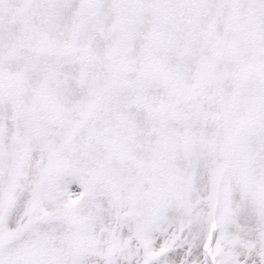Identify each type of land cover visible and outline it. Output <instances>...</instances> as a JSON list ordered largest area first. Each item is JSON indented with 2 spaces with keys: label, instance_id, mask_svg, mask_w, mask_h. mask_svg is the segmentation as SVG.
<instances>
[{
  "label": "snow or ice",
  "instance_id": "6c2138e0",
  "mask_svg": "<svg viewBox=\"0 0 264 264\" xmlns=\"http://www.w3.org/2000/svg\"><path fill=\"white\" fill-rule=\"evenodd\" d=\"M0 264H264V0H0Z\"/></svg>",
  "mask_w": 264,
  "mask_h": 264
}]
</instances>
